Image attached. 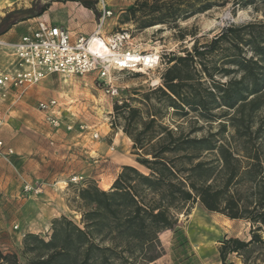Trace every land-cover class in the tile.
I'll return each mask as SVG.
<instances>
[{
    "label": "rangeland",
    "instance_id": "obj_1",
    "mask_svg": "<svg viewBox=\"0 0 264 264\" xmlns=\"http://www.w3.org/2000/svg\"><path fill=\"white\" fill-rule=\"evenodd\" d=\"M87 1H94L92 9L76 0H25L12 11L19 10L16 16L24 17L27 14L24 10L31 8L29 14L34 15L48 3L39 15L42 19L60 24L74 35H89L103 16V10H107L110 14L103 18V35L127 29L133 35V45L145 52H155L159 60L150 68L112 70L111 78L118 88L115 96L106 92L95 74L49 73L27 87L19 99L11 92L8 99L0 100L3 143L0 251L15 254L18 263L28 264L33 260V252L29 250L33 241L26 240L27 234L49 240L53 222L61 216L81 225L84 207L78 196L82 187L95 184L109 190L126 165L150 174L151 170L139 162L141 158L153 160L158 155L184 178L197 161L206 162L220 180L230 169H236V176H245L243 173L248 169L255 176H264L263 109L245 116L239 125L245 135L233 139L232 118L240 116L235 109L221 106L212 110L211 118L187 109V114H183L158 89L172 56L185 55L195 45L204 49L226 27L263 23L264 3L211 0L214 5L210 9L189 15L187 0H104V9L100 0ZM156 17L164 18L165 22L141 26L143 21ZM242 31L243 37H247V31ZM224 48L223 44L210 52L205 48L201 61L196 59L201 87L211 86L203 65L211 72L237 53L232 47ZM240 54L250 57L251 50L242 46ZM6 58V52L0 49V65L6 63ZM217 72L213 76L215 80H228L229 77ZM230 76L238 78L240 72ZM49 100L56 101L52 111L59 120L57 127L50 124L46 112L39 108L41 101ZM123 104L127 107L116 109V105ZM218 131L222 132L218 144H225L237 153L238 160L229 159L228 166L217 150L196 151L193 155L190 150L160 152L163 144H173L170 138H199ZM141 145L143 149L139 148ZM8 148L13 151L6 155L4 151ZM243 148L249 155L241 151ZM250 155L258 159H251ZM236 178L222 187L224 196L246 198L251 183ZM172 212L176 217L174 226L159 233L162 254L146 264H222L218 253L220 240L230 236L247 239L250 235L248 221L210 211L198 199L178 204ZM137 261L144 263L142 259ZM239 261L236 255H230L227 263L239 264ZM3 264L8 261L4 260Z\"/></svg>",
    "mask_w": 264,
    "mask_h": 264
},
{
    "label": "trees",
    "instance_id": "obj_2",
    "mask_svg": "<svg viewBox=\"0 0 264 264\" xmlns=\"http://www.w3.org/2000/svg\"><path fill=\"white\" fill-rule=\"evenodd\" d=\"M76 1L93 8L94 1ZM246 1L264 3V0ZM213 5L211 0L186 1L189 15L206 11ZM47 7L48 3L43 4L34 15L29 14L31 8L24 11L27 17H35ZM18 11H10L0 18V35L24 19L16 16ZM162 22H165L164 18L156 17L143 21L141 26ZM242 29L247 31V37H243L245 33ZM221 44L226 45V50L230 47L236 49L237 53L232 54L233 58H226L221 68L215 67L211 72L203 65V72L210 78L211 86L201 87L203 83L196 69V59L201 61L205 48H208L206 52H210L220 48ZM242 46L251 50L250 57L240 54ZM202 48L195 45L185 55L172 56L170 65L161 76L162 86L158 89L170 100V105L183 114H187V109L204 118H211L213 109L221 106L235 109L240 116L232 118L234 134L231 137L243 136L245 134L239 130L241 120L257 110L264 111V22L239 28L226 27ZM215 71L229 77L228 80H215ZM235 71L240 72L238 78L230 76ZM123 106L127 107V104L116 105V109ZM167 132L172 137V133ZM221 134L218 131L199 138H170L173 144H163L160 152L190 150L193 155L196 151L217 150L228 166L229 159L237 161L238 157L225 144H218ZM139 148L143 149L144 145ZM241 151L249 155L245 148ZM249 157L258 159L252 155ZM161 158L154 155L153 160H139L151 170L150 174H144L133 166H124L109 190H102L95 184L82 187L78 196L84 207L81 225L61 216L54 220L49 240L33 233L27 234L26 240L33 241L29 246L33 260L28 264H139L137 259L144 260L142 264L152 262L163 251L159 233L174 226L176 217L172 211L178 208V204L194 199L210 211L221 212L232 219H245L250 224L249 238L230 236L220 240L218 253L222 264H235L227 263L230 255H236L239 264H264V176H255L251 169L243 173L245 176H236V169H230L227 176H222L220 180L206 162L197 161L189 168V176L184 178ZM235 178L251 183L246 198L224 196L222 187ZM4 260L8 264H23L17 262L15 254L0 251V264Z\"/></svg>",
    "mask_w": 264,
    "mask_h": 264
},
{
    "label": "built area",
    "instance_id": "obj_3",
    "mask_svg": "<svg viewBox=\"0 0 264 264\" xmlns=\"http://www.w3.org/2000/svg\"><path fill=\"white\" fill-rule=\"evenodd\" d=\"M100 2L104 9V0ZM103 11L95 30L89 35H74L62 25L39 19L17 40L10 42L0 39V49L11 58L7 65L0 66V100L8 99L11 92H14L15 99H19L27 87L49 73L68 76L95 74L106 92L115 96L118 88L113 84L112 70L154 67L159 55L156 60H149L152 52L142 51L133 45L131 31L122 29L109 35L101 33L103 18L110 14V11ZM92 35L98 39L97 49L90 47ZM104 49L113 54L102 53ZM55 103V100L41 101L39 108L46 112L50 124L57 127L59 120L52 111ZM1 149L3 143L0 140ZM12 151V148H8L4 153L9 155Z\"/></svg>",
    "mask_w": 264,
    "mask_h": 264
},
{
    "label": "crops",
    "instance_id": "obj_4",
    "mask_svg": "<svg viewBox=\"0 0 264 264\" xmlns=\"http://www.w3.org/2000/svg\"><path fill=\"white\" fill-rule=\"evenodd\" d=\"M22 1L25 0H0V18L3 17L6 13L12 11L15 7H19L22 4ZM26 6L27 5L24 4V7ZM27 16L28 15L24 16L23 17L24 19L18 21L17 23L12 25V27L8 31L1 34L0 39L13 42L17 40L19 36L26 33L27 30L32 28L36 24L37 20L42 19V16H35V17H27ZM87 33H89V31L85 32V34ZM6 57H7L6 63L0 66H5L10 62L11 58L8 57L7 54Z\"/></svg>",
    "mask_w": 264,
    "mask_h": 264
},
{
    "label": "bare ground",
    "instance_id": "obj_5",
    "mask_svg": "<svg viewBox=\"0 0 264 264\" xmlns=\"http://www.w3.org/2000/svg\"><path fill=\"white\" fill-rule=\"evenodd\" d=\"M97 46H98V39L95 35H92V38H91V42H90V47L91 49H97ZM105 52H102V53H107L108 55H112L113 52H111L110 50H107V49H104ZM152 52V51H151ZM149 60L152 59V60H156L157 58V55L155 54V52H152V54H150L148 56ZM142 69V68H141ZM143 71V70H142Z\"/></svg>",
    "mask_w": 264,
    "mask_h": 264
}]
</instances>
